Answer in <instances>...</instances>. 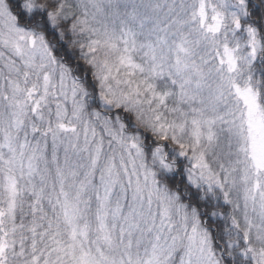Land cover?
I'll use <instances>...</instances> for the list:
<instances>
[{"label":"snow or ice","instance_id":"obj_1","mask_svg":"<svg viewBox=\"0 0 264 264\" xmlns=\"http://www.w3.org/2000/svg\"><path fill=\"white\" fill-rule=\"evenodd\" d=\"M0 264H264V0H0Z\"/></svg>","mask_w":264,"mask_h":264},{"label":"trees","instance_id":"obj_2","mask_svg":"<svg viewBox=\"0 0 264 264\" xmlns=\"http://www.w3.org/2000/svg\"><path fill=\"white\" fill-rule=\"evenodd\" d=\"M214 227V226H213Z\"/></svg>","mask_w":264,"mask_h":264}]
</instances>
